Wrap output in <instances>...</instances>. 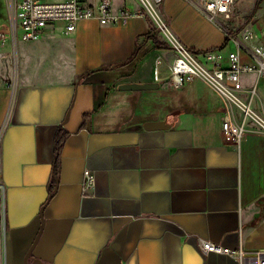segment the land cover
<instances>
[{"label": "crops", "instance_id": "0c3cea01", "mask_svg": "<svg viewBox=\"0 0 264 264\" xmlns=\"http://www.w3.org/2000/svg\"><path fill=\"white\" fill-rule=\"evenodd\" d=\"M109 3L114 21L92 17L71 34L47 32L52 25L20 39L25 50L18 56L16 44L13 87L0 76L1 241L10 239L12 263L264 264V129L239 118L241 109L198 77L171 86L169 40L159 29L169 47L147 40L138 0ZM159 6L173 41L196 53L212 50L228 64L234 43L193 2ZM263 27L258 0L245 25L248 42L264 43ZM140 43L150 49L133 69L119 66ZM163 49L174 51L170 60ZM124 82L159 86L118 89ZM233 93L264 120V76L241 73ZM226 109L245 127L239 143L222 135ZM162 119L171 126L143 127ZM84 168L94 183L83 190ZM199 238L241 254L204 253Z\"/></svg>", "mask_w": 264, "mask_h": 264}, {"label": "built area", "instance_id": "2783aa9c", "mask_svg": "<svg viewBox=\"0 0 264 264\" xmlns=\"http://www.w3.org/2000/svg\"><path fill=\"white\" fill-rule=\"evenodd\" d=\"M140 1L147 8L146 0ZM150 1L156 14L149 8L147 10L155 18L158 29L169 40L176 54L170 68V85L181 87L195 77L201 78L217 91L226 103L238 106L243 113V120L250 118L264 129V120L255 115L249 105L241 102L233 93L239 84L241 73L255 72L259 76H264V43L248 42L253 33L248 32L245 26L236 32H232L228 28L229 22L233 20L232 16L238 5V0H190L205 17L225 29L228 40L234 43L235 50L229 53L226 66L222 64L220 56L212 50L196 53L183 44L173 41L166 30L164 19H160L157 14V7L162 0ZM92 17H97L101 23L114 21L115 17L110 12L109 0H101L96 6L87 3L86 0H9L8 33L10 39H16L20 35L19 38L22 40H33L45 28L55 23H62L65 31L71 32L75 29L78 21ZM241 32H243L242 38L239 37ZM260 36L264 37V27L260 29ZM159 62L160 58L157 57L155 63ZM225 111L221 121L222 135L227 141L239 143L245 133L243 122H236L229 111L227 109ZM93 183L92 171L84 168L82 189L91 187ZM0 191H3L1 183ZM4 242L1 241L0 231V261L2 255L4 257L2 253ZM199 247L204 253L213 251L235 256L241 254V250L236 251L205 238H199Z\"/></svg>", "mask_w": 264, "mask_h": 264}, {"label": "rangeland", "instance_id": "374dc122", "mask_svg": "<svg viewBox=\"0 0 264 264\" xmlns=\"http://www.w3.org/2000/svg\"><path fill=\"white\" fill-rule=\"evenodd\" d=\"M51 1V0H50ZM139 5L144 9L146 15H148L154 25L157 26L155 18L147 10V8L142 4L140 0ZM258 0H238V5L232 16V19L229 22V25L233 29L242 28L247 23H249L251 18V13L253 7L257 5ZM160 7V6H159ZM8 17H9V0H0V76L7 81L5 84L10 88L13 87L16 77L18 74V56L22 55V51L25 50L23 41L20 40V35L18 39H10L9 37V27H8ZM19 32V31H18ZM47 32H52L56 36H61L64 32V26L62 23H55ZM74 31L69 32V34ZM5 34V35H4ZM157 37L159 40H163V34L159 31L157 32ZM16 44L18 48V56L16 52ZM162 53L164 58L168 61L174 54V51L169 49H163ZM148 63V62H146ZM152 64V63H151ZM151 70H153V65H150ZM201 79V78H200ZM197 80V79H196ZM199 80V78H198ZM205 83V82H203ZM237 109V108H236ZM238 117L242 118V111L235 110ZM1 183V182H0ZM0 231L1 236H4V223H3V210H2V191H0Z\"/></svg>", "mask_w": 264, "mask_h": 264}, {"label": "water", "instance_id": "95a60500", "mask_svg": "<svg viewBox=\"0 0 264 264\" xmlns=\"http://www.w3.org/2000/svg\"><path fill=\"white\" fill-rule=\"evenodd\" d=\"M158 82H124L117 85L121 90H142V89H156L158 88ZM171 125L165 119L162 120H148L143 123L144 129H164L169 128ZM4 264L12 263V249L10 239L7 238L4 245ZM27 264V263H26ZM30 264H41L39 258H34Z\"/></svg>", "mask_w": 264, "mask_h": 264}, {"label": "trees", "instance_id": "16d2710c", "mask_svg": "<svg viewBox=\"0 0 264 264\" xmlns=\"http://www.w3.org/2000/svg\"><path fill=\"white\" fill-rule=\"evenodd\" d=\"M142 11H143V9H142ZM146 17H147V20H148L149 25H150V31L146 34L147 40L152 41L153 44L155 46L159 47V48H167V47H169L170 45L167 42L160 41L158 39V37H157L158 27H156L154 25V23L151 21V19H150V17L148 15H146ZM149 49H150V47L145 46L144 43L138 44L136 49L132 53V55L126 61L121 63L119 66H127V67L133 69V67L135 66L137 61L140 60L149 51ZM193 51H194V49H193ZM102 68L103 67H101V69ZM87 73H88V71L85 74H87ZM171 92H173L174 94L177 93L179 96H185L183 91L176 90L175 88H172ZM183 100H184V97H183V99H182V97L181 98L180 97L179 98L176 97V102H183ZM182 104H184V102ZM263 215H264V209L261 211L259 217H262Z\"/></svg>", "mask_w": 264, "mask_h": 264}, {"label": "bare ground", "instance_id": "6f19581e", "mask_svg": "<svg viewBox=\"0 0 264 264\" xmlns=\"http://www.w3.org/2000/svg\"><path fill=\"white\" fill-rule=\"evenodd\" d=\"M145 5L147 6V8L150 9L151 12H154V14H156V10L155 8L153 7L152 3L150 0H146L145 1Z\"/></svg>", "mask_w": 264, "mask_h": 264}]
</instances>
